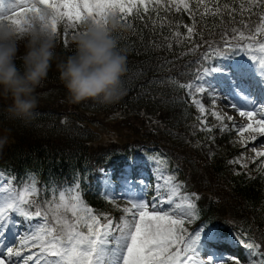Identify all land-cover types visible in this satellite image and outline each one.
<instances>
[{
	"label": "snow or ice",
	"instance_id": "6c2138e0",
	"mask_svg": "<svg viewBox=\"0 0 264 264\" xmlns=\"http://www.w3.org/2000/svg\"><path fill=\"white\" fill-rule=\"evenodd\" d=\"M42 8L53 13L55 32L61 21H67L75 29L77 21L100 24L113 15L120 22L123 17L147 21L155 16L154 26L170 29L165 40H174L181 47L192 45L181 55H195L202 44L208 45L214 56L201 54L189 62L198 65L195 82L172 79L171 83L186 90L192 104L205 114V94L213 105L218 96V89L207 78L220 74L227 98L235 101L231 106L246 121L237 123L227 117L233 120L231 128L243 138L245 148L251 143L253 162L257 157L264 158V139H261L264 138V0H242L239 4L236 0L223 4L219 0H152L151 4L148 0H0V19L7 18L23 26L28 14L39 13ZM134 10L135 14L129 16ZM168 13L174 16L179 13L180 18L174 22ZM184 15L191 23H184ZM208 18L218 21L222 45L206 39L214 34L208 30ZM127 27L132 28L133 24ZM63 43L67 44V40ZM167 47L171 50L172 43ZM243 54H247V59ZM236 56L240 59H235ZM215 59L221 63L204 66ZM212 115L221 122V131L229 129L218 111L213 109ZM202 124L206 125L207 121L203 120ZM206 130L211 132L213 128L208 126ZM243 155L234 162L247 168ZM146 159L157 174L155 196L148 201V183L130 179L135 164L132 158L122 173L120 193L130 200L131 206L121 209L119 222L106 213L98 214L87 204L81 180L88 183L89 190L91 183L84 177H74L73 183L58 193L52 188L51 198L6 196L0 203V264H264V241L257 243L247 233L240 235L213 225L210 220L190 230L187 225L201 218L196 203L198 194L184 193L182 182L177 183L173 175L165 176L160 171L162 158L158 154ZM258 170L264 172V159L259 162ZM99 171L103 174L99 194L114 202L111 173L105 169ZM48 190L46 185L45 191ZM33 195H39L35 186ZM233 248H242L245 258L241 259Z\"/></svg>",
	"mask_w": 264,
	"mask_h": 264
},
{
	"label": "trees",
	"instance_id": "16d2710c",
	"mask_svg": "<svg viewBox=\"0 0 264 264\" xmlns=\"http://www.w3.org/2000/svg\"><path fill=\"white\" fill-rule=\"evenodd\" d=\"M219 2L231 3V0H219ZM241 2L242 0H236L237 4ZM148 3L151 4L152 0H148ZM142 8L143 6H140L141 10ZM134 14L135 10L129 16ZM168 17L176 22L180 14L177 13L174 16L168 13ZM155 19L156 17L153 16L152 20L130 21L127 17H123L121 23L124 27L114 33L118 41V49L123 50L127 56V71L121 77L123 95L117 102L108 105L95 100L72 103L76 122L65 123L61 120L62 117H53V110L45 114L41 106H37L32 120L27 124L20 121H7L5 126L11 128L13 139L0 152V169L6 174H13L17 180L15 182L17 186L27 185L32 189L35 186V189L45 192V195H50L52 188L58 190L59 186L72 184L74 177H84L91 183V190H89L88 183L81 180V188L84 189V199L87 204L98 214L117 216L120 213L118 211L121 210L99 194L102 191V185L99 182L103 179L100 169L107 170L108 167H112L116 170V176H119V169H125L132 163V158H135V167L143 168L147 176L144 179L149 180L148 197L150 199L155 196L157 183V174L153 172L154 166L146 159L152 156V152L147 151L145 157L143 155L134 157L140 146L128 148V145H125L121 151H118L115 150L118 148L117 145L106 148L96 144L99 132L95 133L91 120L98 118L99 115H106L104 120L112 116L125 115L119 116L123 118L122 125L117 126L133 127L137 130L129 131L127 134L131 140L133 139L132 142L141 140L144 147H157L153 153L160 152L162 147L168 145L170 149L160 156L162 166L169 164L168 154L174 155V158H171L172 163L180 160L175 178L177 183H183V192L189 194L201 192L203 195L201 200L204 204L199 208L201 218L195 222L197 227L207 220H210L213 225H220L218 221L215 222L216 215L218 212H225L226 209H217L215 206L219 208L224 204V200L229 199V202L236 204V209L239 203L243 206L238 214L242 219L237 223L241 228L239 234L250 232V235H247L248 238L258 239L259 242L264 241V172L258 170L259 162L264 158H259L256 162L252 161L248 169L238 168L226 172L225 167L228 166L229 157L235 148L232 145L234 141L232 135L227 129L221 131V124L218 129L211 126L213 128L211 132L204 129L193 133L191 127L192 123L198 120L197 110L190 103L186 90L175 87L171 83L172 79L181 83L194 81L198 65L189 62L197 60L201 54L214 56V51H209V46L202 44L195 55H181L182 52H188L192 45L185 44L181 47L174 40H165L164 37L169 35L170 29L167 26L162 29L154 26ZM183 19L184 23H191L186 15ZM129 23L133 24L132 28L127 27ZM217 25L218 21L214 22L208 18V30L214 34L206 36V39L222 45L223 41ZM153 27L155 31L152 30ZM180 30L186 33V29ZM169 42L172 43L171 50L167 47ZM73 51V44L56 51L57 59L53 61L48 77L38 89L50 82L64 86L60 81L56 65L61 60H66ZM243 55L247 59V54ZM235 59H240V56H236ZM219 63L221 61L215 59L205 62L204 66ZM219 76L215 75L213 78L217 79ZM63 112L61 109L56 113ZM1 119L4 120V117ZM149 119L152 123L148 122ZM144 120L146 123L143 122ZM85 122H88L87 127ZM94 123L104 122L98 119ZM210 134H213L219 146L226 147L227 151L223 150V156L214 155L211 160H207L201 150L190 143ZM120 136H123V132ZM193 150L198 154L193 153ZM139 158L143 160L140 162ZM190 162L199 167L202 163L204 164L202 181L205 185L200 188L203 189L202 191L194 188L186 177V166ZM46 185L49 189L47 192ZM204 192L207 193V198ZM208 202L210 205L205 206ZM220 226L226 228V225ZM252 232L256 233L254 237L251 235ZM234 252L241 259L245 258L242 248H236Z\"/></svg>",
	"mask_w": 264,
	"mask_h": 264
},
{
	"label": "clouds",
	"instance_id": "9594fccd",
	"mask_svg": "<svg viewBox=\"0 0 264 264\" xmlns=\"http://www.w3.org/2000/svg\"><path fill=\"white\" fill-rule=\"evenodd\" d=\"M52 21L51 10L43 8L31 14L23 26L0 19V115L4 117L0 121V152L13 139L5 122L27 124L32 120L40 100L37 89L57 59V32ZM123 27L113 15L100 24L88 21L72 37L73 54L56 65L69 102L95 100L108 105L121 98L127 56L118 49L114 33Z\"/></svg>",
	"mask_w": 264,
	"mask_h": 264
},
{
	"label": "rangeland",
	"instance_id": "374dc122",
	"mask_svg": "<svg viewBox=\"0 0 264 264\" xmlns=\"http://www.w3.org/2000/svg\"><path fill=\"white\" fill-rule=\"evenodd\" d=\"M32 2H35V0H32ZM40 6V5H38ZM143 6V5H141ZM29 16L31 14H28ZM77 23V27L75 29H73L70 25H68L67 21H61L58 23V29H57V40H56V51L61 50L62 47H70L72 45V37L74 35H76L79 31H81L84 27L85 24H81L79 21L76 22ZM87 23V22H85ZM66 27H67V32H66ZM67 40V44H64L63 41ZM229 63L225 62V64ZM207 79L210 80V78L208 77ZM225 84L227 83L226 78L224 79ZM192 82H195L192 81ZM212 83L216 86V88L218 89V96L216 98V103L215 105L212 104L211 99L208 98V96L205 94V96L203 97V103L206 107V113L205 114H201L196 106V110H197V115L199 117H201L200 120H196L194 123H192V127H191V131H193V133H197L198 131L202 130V129H206L207 126H214V128L218 129L219 125L221 124L220 121H217L215 119V117L212 115V111L213 109H215L216 111H218L221 116H223L225 119L223 120V124L228 125L229 129L228 132L230 135H232L233 137V142L232 145L235 147L234 148V152L233 154L229 157V161H228V166H226V172H228L231 169H240V170H245L250 168V164L252 162L251 157L254 156V153L251 150V143L249 144V146L247 148L244 147L243 143H242V137L240 135H238L236 133V130L234 128H231V125L233 124V120H229L227 119V117H232L235 122L237 123H244L245 118H242L239 116V111L237 110V108H233L231 106L232 103H234L235 101L231 100L230 98H227V88L224 86V84H220L217 83L216 81H212ZM37 92L40 96V100H39V104L38 106H41L42 109L45 110V114H49L50 111H54L53 112V117H62L61 120L65 123H70V122H76V117L75 114L72 112L73 107H72V103L67 101L68 100V93H67V89L64 86H61L60 84H56L54 82H50L48 85H45V87L41 88V89H37ZM186 95L191 102V97L187 94ZM67 101V102H66ZM66 102V103H65ZM0 108H3V104L0 103ZM62 109V111H64L62 114H58L56 112H60ZM93 116V115H91ZM119 116H125V115H118V116H112L107 118L106 120L105 117H107L106 115H99L98 118L96 119H92L91 123L93 124V129L96 133V131L99 132V134L97 135V145L99 144L102 147H109L112 145H117L118 148H116L115 150L121 151V149L125 146L128 145V148H136L138 146L139 150L137 151L139 155H146L147 151L152 152L151 155L155 156V155H163L165 153L166 150L170 149V147L168 145H166L165 147H162L161 149L163 150H159L160 152L157 153H153L154 150H157V147L153 146V148H148V147H144L142 146L141 140H139V142L133 143L131 140V137L128 134L129 131L132 132H136L137 130H135L133 127H129V128H121L117 125H122L121 124V120L123 119L122 117ZM3 115H0V121H2ZM98 119H102L104 123L102 124H95L94 121L98 120ZM142 120V119H140ZM206 120L207 124L204 125L202 124V121ZM150 121V119L148 120V122ZM156 121V120H155ZM143 122L146 123V121L144 120ZM7 121L5 122L6 125ZM150 123H152V121H150ZM86 127L88 125V122H85ZM214 124V125H213ZM120 131L123 132V136H120L121 133ZM126 136H125V134ZM205 135L203 137H200L199 139H197L196 142H191L190 144L196 145V148H199L202 152V154L204 155V157L207 160H211L213 158L214 155H221L223 156L222 152L227 151L226 147L221 148L218 144V142L216 141V139L213 137V134H210L208 136ZM264 139V138H261ZM118 141V142H117ZM129 143V144H128ZM257 146L260 147L261 145H259L258 142ZM231 145V146H232ZM162 151V152H161ZM193 153L198 154L196 151L193 150ZM241 154H244L242 157V160L244 162L247 163V168L243 167L241 163L239 162H234L236 161L237 157H241ZM166 155V154H165ZM169 159V164L162 166L161 162L159 167H162V169L160 170L161 172H163L165 174V176L167 175H176V170L179 169L180 166V160H176L173 162V160H171V158H174V155H170L168 154L167 156ZM259 159V157L256 158V160ZM173 164V166L171 167L170 164ZM204 166V164L202 163L201 166H196L194 164H192V162H190L187 166H186V177L188 179V181H190L191 184H193L194 188L196 189H200L204 187V183L202 181V179H204V176L202 174V167ZM230 167V168H229ZM139 179H142L141 174L139 175ZM144 181H146L149 185V180L148 178L143 179ZM71 184H65L63 186H59L57 193L59 190H62L68 186H70ZM193 189V188H192ZM39 191V189H37ZM201 191L203 189H200ZM115 191H118V194H116ZM149 192V190H148ZM121 193V184L120 186H115V189H113V195L116 197L115 201L113 202V204L116 205V208L121 210L123 207H130L131 203L130 200L128 198H125L123 196L120 195ZM199 196V200L196 201L198 209L200 208V206H202L204 204V202L201 200V198H203V195L201 194V192L196 193ZM205 197L207 198V193H205ZM230 195V193H229ZM6 196H13L11 195V191L7 190L5 192L4 195L0 194V203L3 202L4 198ZM21 196H24L26 199H31V200H36V199H43L45 197V192H40L39 191V195H33V189H30L29 191L26 189L24 190L23 194ZM49 198H51V191H50V196H48ZM231 199V197H230ZM85 200V199H84ZM148 200V198H147ZM230 200H224V204H222L221 206H215L217 209H226L225 212H218L215 218V222H217L220 225H226V229L233 231V232H237L239 233L241 228L239 227V225L237 224L238 222H240L241 217L238 216L240 209L243 208V206L239 203L238 209H236V204L229 202ZM117 205H119V208L117 207ZM210 203L208 202L205 206H209ZM236 209V212H235ZM151 210V207H150ZM120 212L119 215L114 216L112 218H114V220L116 222L120 221L121 216L123 215L122 211H118ZM189 227V229H194L196 228V224L192 223L190 225H187ZM252 236H254L256 233L252 232L251 233ZM257 243H260L258 241V239L255 240ZM234 249V248H233ZM25 251H28V249H25Z\"/></svg>",
	"mask_w": 264,
	"mask_h": 264
}]
</instances>
